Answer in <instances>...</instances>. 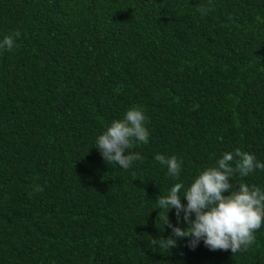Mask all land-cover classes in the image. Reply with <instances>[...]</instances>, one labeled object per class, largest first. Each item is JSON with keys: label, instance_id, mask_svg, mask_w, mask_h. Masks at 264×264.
I'll return each mask as SVG.
<instances>
[{"label": "trees", "instance_id": "trees-1", "mask_svg": "<svg viewBox=\"0 0 264 264\" xmlns=\"http://www.w3.org/2000/svg\"><path fill=\"white\" fill-rule=\"evenodd\" d=\"M14 31L0 50V264H264V223L233 254L190 248L156 208L225 152L264 162V0H0V40ZM133 106L150 135L125 170L96 137ZM156 154L182 160L178 178ZM230 182L264 190V170Z\"/></svg>", "mask_w": 264, "mask_h": 264}, {"label": "clouds", "instance_id": "clouds-1", "mask_svg": "<svg viewBox=\"0 0 264 264\" xmlns=\"http://www.w3.org/2000/svg\"><path fill=\"white\" fill-rule=\"evenodd\" d=\"M205 13L206 9L201 8ZM21 33L14 31L0 40V50L11 51ZM148 118L139 106L126 110L122 119H114L102 134L96 137V148L107 164H118L122 169H130L134 161H143L139 152H129L135 142H149L146 127ZM155 160L167 167V174L179 177L182 160L176 156L165 157L156 154ZM264 170V162H259L255 155L236 148L225 152L216 165L202 170L190 186L184 189L183 183H176L168 194L157 198L162 225L172 229L177 238L190 237L189 247L195 248L201 240L210 250H231L233 254L246 250L254 244L255 231L264 223V190L256 185L240 183L234 188L231 178L238 174L247 177L254 170ZM39 186L35 192L42 191ZM230 192L229 195L222 193ZM184 197L187 204H182ZM155 208V209H156ZM175 209L177 223L181 220L187 225L181 229L171 223L168 212ZM166 210V211H165ZM163 214L161 215V213ZM195 218L192 219V215ZM150 243L163 249L175 246V239L169 237L153 238Z\"/></svg>", "mask_w": 264, "mask_h": 264}]
</instances>
